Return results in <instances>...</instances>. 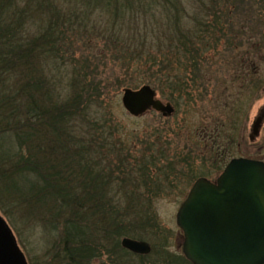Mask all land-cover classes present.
Returning a JSON list of instances; mask_svg holds the SVG:
<instances>
[{
  "label": "trees",
  "instance_id": "obj_1",
  "mask_svg": "<svg viewBox=\"0 0 264 264\" xmlns=\"http://www.w3.org/2000/svg\"><path fill=\"white\" fill-rule=\"evenodd\" d=\"M67 1L83 5V9L74 8L75 11L65 13L61 6ZM222 1L197 0L203 8L200 9L203 19L196 21L192 28L182 27L177 50L169 47L160 52V60L155 57L148 61L143 57L144 50H137L141 67H145L142 70L149 72L158 68L154 73L159 76V81L161 79L171 93L182 94L187 102L194 100L193 92H216L217 85L214 88L207 86L213 74H206L218 63L213 61L214 56H218L225 67L230 65L229 58L233 68L231 70L229 66L228 69L232 73L236 72L238 64H250L249 72H252L254 50L198 48L203 45L208 48L218 41L230 45L234 39L239 40V32L231 36L233 20L230 16L228 20H221L218 13H222V8H217L224 9L227 3L231 8L235 6L234 0ZM238 1L236 4L242 8L243 0ZM260 1L253 2L259 10L264 0ZM175 2L179 5L178 0H150L148 4L140 0H0V211L14 219L19 215L21 220L42 216L41 223L57 235L56 245L62 254L60 259L65 263H78V260L79 264L89 263L106 254L111 258L110 264H129L120 254L112 255L110 250L104 252L101 243L105 241L115 247L117 244L119 248V238L123 235L129 212L133 210L132 219H150L149 211L141 215L136 207L124 209L121 205L127 194L132 196L143 186L147 189L148 184L140 169L142 159L139 163L133 158L130 163L129 159L114 155L120 149L116 137L118 129L108 120L109 114L101 98L103 94L96 87V114H93L92 84L77 79L62 87L56 75L47 78L50 65L44 62L52 59V67L56 66L59 48L70 41L74 23L85 22L91 3L105 7L116 24H123L127 18L135 29L138 22L145 24L147 14L152 13L158 3L168 6L171 12ZM205 2L210 4L206 10ZM35 14L47 21L37 36L27 39L22 35L24 26ZM176 14L166 16L173 26L171 19L178 17ZM239 17L243 19L242 25L244 16L239 14ZM262 18L259 41H264V11ZM176 21L181 22V19ZM16 45L18 50H13ZM237 51L241 55L238 58L235 57ZM209 54L212 57L205 58L204 55ZM239 70L247 75L248 68ZM54 74L58 75V72ZM230 75L233 79L234 75ZM250 79L244 84H236L240 86L242 96L246 91L255 95L260 87L261 80L256 83L252 76ZM226 86L223 94L228 90ZM63 90L67 95H63ZM220 97L219 93L213 98ZM169 100L177 106L173 96ZM233 113L226 117L225 131L229 130L228 126L230 130L235 128ZM222 135L228 139L225 132ZM143 166H146L144 173L150 168V173H154V158ZM150 191L153 195H147L146 202L155 199L161 190L158 185ZM131 202L133 204L135 199ZM123 253L130 255L126 250Z\"/></svg>",
  "mask_w": 264,
  "mask_h": 264
},
{
  "label": "rangeland",
  "instance_id": "obj_2",
  "mask_svg": "<svg viewBox=\"0 0 264 264\" xmlns=\"http://www.w3.org/2000/svg\"><path fill=\"white\" fill-rule=\"evenodd\" d=\"M140 1L148 4L150 0ZM178 1L179 5L175 2V5L171 6V12L168 6L163 7V3H158L155 10L147 14L145 24L142 25L140 21L135 29L129 24L127 18L123 24H116L105 7L101 8L91 3V6L87 8L85 22H75L70 41L67 40V45L64 44L59 48L60 57L56 59V66L52 67V59L44 62L50 65V73L46 74L47 78L51 79L56 75L62 87H65L69 81L77 79L92 84L93 114H96L97 87L103 94L101 98L109 114L108 120L115 123L118 129L116 137L120 141V149L117 154L113 152L114 155L121 159L127 158L129 161L134 158L139 163L142 159L140 169L143 172L142 175H145L147 189L143 186L134 191L136 194L132 196L127 194L125 196L127 200L122 198L121 205L124 209L128 206L136 207L141 215L149 211L150 219L148 221L143 218L132 219L134 210L129 212V219L126 220V227L119 242L122 238L144 242L150 247V254L139 258L138 256L143 255L129 252L130 255H134V257H129L130 255H123L125 249L121 245L118 248L117 244L115 247L105 241L101 243L104 246V252L110 250L112 255L120 254L129 261V264H188L182 259L180 250L182 237L175 223L177 209L197 177L202 175L213 178L219 173L214 168L219 163L218 159H221L220 154L223 148L228 150V154L221 167L232 158H254L264 162V124L258 137L254 141L250 140L252 121L259 108L264 106V41H259L260 32H262L259 21L263 19L264 2L260 10L253 3L254 0L252 2L243 0L242 8L239 3L236 4V0H234L235 6H230L232 9L228 7L229 3L224 9L218 6L217 8H222V13L216 11L219 18L225 21L230 16L233 20L231 36L239 32V40L234 39L230 45L218 41L213 46L209 45L208 48H203L205 45L198 46L200 50H254L253 63L257 72L256 78L261 80L257 93L252 96L248 93L249 91H246L243 96L247 98L244 99L241 95L242 90L240 92L238 85L234 84L231 79L230 74L233 71L231 72L228 68L232 65V61L227 58L230 65L225 67V64L220 63L219 57L214 56L213 61L218 63L213 67L214 70L206 71V74H213V79L207 86L214 88V85H217L216 92L212 93L211 90L206 94L193 92L194 100L187 102L182 94L171 93L167 86L162 84L161 79L159 81V76L154 73L158 68L155 67L149 72L142 70L145 67H141L137 51L144 50L143 57H147L148 61L155 57L160 60V52L168 50L169 47L171 50H177L182 27L192 28L196 21L203 19V13L200 10L203 8L197 0ZM17 6H20V2ZM82 6L68 2L61 8L66 13L75 11L74 8L83 9ZM207 7H210V4L205 2V10L208 9ZM171 13H178L175 15L178 16L174 18L175 20L181 19V22L176 21V23L173 18L171 19L175 26L169 24L166 17L171 16ZM239 14L244 16L242 25L243 19L239 17ZM46 21L37 14L33 15L26 21L22 35L27 39L37 36ZM13 50H18L17 45ZM204 56L207 59L212 57L211 54ZM240 56V52L237 51L235 57ZM228 57H230V52ZM230 68L232 70L233 66ZM55 72H58L59 76L54 74ZM143 85L150 86L156 92L155 99L163 104L175 105L169 100L173 96L177 100V106H173L175 113L163 116L150 110L141 117L130 116L121 104L122 91L124 89L135 90ZM224 86L228 87L226 94L222 93ZM63 92L64 96L67 95L65 90ZM219 93L220 98H213ZM179 97L181 99H178ZM231 106H233L232 110ZM232 113L235 123L237 122L240 127L239 132L234 134L228 126L229 130L225 131L228 136L227 142H224L221 148L211 152L210 146L205 145L204 133L207 130L204 126L216 118L226 120V117ZM110 142L113 143V140L110 139ZM0 149L2 152L1 147ZM152 157L156 166L155 171L150 173V168L144 173L146 166L143 165L150 163ZM158 185L161 191L155 199L144 201L152 193L151 188L154 189ZM131 199H135L133 204ZM0 218L11 231L27 264L80 263V260L78 263H65L60 259L62 254L56 245L57 235L45 228L48 227L46 224L41 223L42 216L37 215L34 219L21 220L19 215H16L14 219L0 211ZM96 258L89 263L84 261L82 263L110 264L111 258L106 254Z\"/></svg>",
  "mask_w": 264,
  "mask_h": 264
},
{
  "label": "water",
  "instance_id": "obj_3",
  "mask_svg": "<svg viewBox=\"0 0 264 264\" xmlns=\"http://www.w3.org/2000/svg\"><path fill=\"white\" fill-rule=\"evenodd\" d=\"M121 104L132 117L149 110L163 116L174 111L169 103L156 100L149 86L124 89ZM263 120L264 106L251 139L258 136ZM176 225L184 238L182 254L191 264H264V164L232 159L215 185L196 181L177 212ZM120 243L133 254L150 252L144 242L123 238ZM0 264H27L2 218Z\"/></svg>",
  "mask_w": 264,
  "mask_h": 264
},
{
  "label": "flooded vegetation",
  "instance_id": "obj_4",
  "mask_svg": "<svg viewBox=\"0 0 264 264\" xmlns=\"http://www.w3.org/2000/svg\"><path fill=\"white\" fill-rule=\"evenodd\" d=\"M249 67H250V64L248 65V64H238V67H236V72L235 73H232V75H234V78L232 79V82L234 83V84H237V83H241V84H244V83H246V82H249L251 79H250V76H252L254 79V81L255 82H258L259 80H257V78H256V75H257V72L255 71V64L253 63L252 65H251V67L253 68L252 69V72L250 71L249 72ZM241 68H248V70L245 72V73H247V75L246 74H244V73H239V69H241ZM238 75V76H237ZM243 75V76H242ZM244 76H246L247 77V79L245 78L244 79ZM238 87H240V86H238ZM256 118H257V116H255V118L253 119V121H252V124H251V135H250V140H255V138H252L251 139V137H252V127H253V125H254V123H255V120H256ZM237 123V122H236ZM235 123V128H233L231 131L234 133V134H237V132H239V129H240V127H238V123L236 124ZM225 124H227L226 123V121L225 120H223L222 118L221 119H218V118H216L215 120H212V122L211 123H208V125L207 126H204V128L207 130V132H205L204 133V141H205V145H208V146H210V151L211 152H213L214 151V149H219V148H221L222 147V144L225 142H227V140H225V138L223 137V135L221 136V134L223 133L224 134V132H225ZM263 124H264V120L262 121V123H261V125H260V129H259V133H260V130H261V128H262V126H263ZM208 128V129H207ZM210 129V130H209ZM220 134V135H219ZM259 135V134H258ZM221 137V138H220ZM257 138V137H256ZM227 154H228V150L225 148V150H224V148H223V152H221V159L219 160L218 159V162L219 163H217V167L216 168H214V169H216L217 170V172H219L217 175H215L213 178H211V177H208V176H200V177H197V179L196 180H199V179H203V180H205V181H207V182H209V183H211V184H214L215 183V181H216V179L218 178V176L220 175V173L222 172V170L225 168V166L227 165V163L231 160H229L227 163H225L222 167H221V165H222V162L224 161V160H226V158H227ZM219 155V156H220ZM233 159V158H232ZM242 159H247V160H249V161H255V162H262L263 164H264V162L263 161H260V160H258V159H254V158H242ZM219 168V169H218ZM189 191H187V193H185V195H184V197H183V199H182V201L180 202V204L183 202V200L186 198V196L189 194L188 193Z\"/></svg>",
  "mask_w": 264,
  "mask_h": 264
}]
</instances>
